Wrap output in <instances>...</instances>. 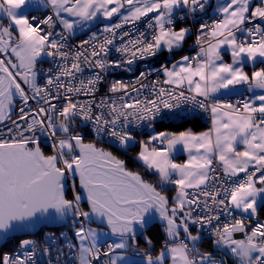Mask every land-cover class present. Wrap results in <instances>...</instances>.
Returning <instances> with one entry per match:
<instances>
[{"label": "snow or ice", "instance_id": "obj_1", "mask_svg": "<svg viewBox=\"0 0 264 264\" xmlns=\"http://www.w3.org/2000/svg\"><path fill=\"white\" fill-rule=\"evenodd\" d=\"M211 7V0H0L7 20L0 19V236L30 230L38 219L71 217L75 242L61 233L63 246L43 248V255L57 253V264L61 257L63 264L101 257L103 264H224L201 250L207 229L235 264H264V67H256L264 65V0H218L208 22ZM45 9L42 18L30 15ZM101 17L117 22L70 46L78 28L90 30ZM193 36L194 54L166 58L131 81L107 79L112 70L171 57ZM45 57L54 65L46 74L36 67ZM153 74L163 79L149 81ZM38 75L46 76L43 84ZM222 90L243 98L219 100ZM182 106L210 113L211 127L156 131L157 120L187 115L177 111ZM144 126L152 131L137 140ZM104 138L125 150L138 143L136 159L157 179L98 147ZM178 145L188 154L184 163L174 159ZM170 185L172 197L164 191ZM153 216L166 236L157 255L148 236L149 247L138 251V232ZM97 222L104 227L91 226ZM108 234L117 239L101 249ZM48 241L58 243L51 235ZM35 244L25 239L17 252H0V264H37Z\"/></svg>", "mask_w": 264, "mask_h": 264}, {"label": "built area", "instance_id": "obj_2", "mask_svg": "<svg viewBox=\"0 0 264 264\" xmlns=\"http://www.w3.org/2000/svg\"><path fill=\"white\" fill-rule=\"evenodd\" d=\"M48 9H45L44 11L40 12V13H30V15H36V16H40L41 18L46 15L48 13ZM216 16L214 15H205L203 17L204 20L211 22L212 19H215ZM116 20L111 21L110 23H116ZM199 19L197 21V27L199 25ZM178 25H181L178 23ZM138 27H140L141 29L143 28V23L138 24ZM103 28V26H94L92 28H90V30H86L83 33L77 34V35H73L69 38V44L70 46L72 45H78L82 40L88 39V37L91 35L92 32H100V30ZM130 28V26H126L124 28L125 31H128ZM101 35H103V33H100ZM194 41V36L192 37V43ZM118 46V44H117ZM184 54H194V52H190L189 48L185 51H182L181 53H179L176 58L179 59L180 55H184ZM110 58L111 59H117L119 58V54L116 53L115 49L113 48L111 50L110 53ZM155 60V58L153 59H149L147 62H139L133 65V71L132 72H126L120 69H115L112 70L107 79L113 80V79H122V80H126V81H131L134 80L136 78V76L139 74V71L144 70V68L148 67V68H154V69H158V67H154L152 65V62ZM164 63V62H163ZM37 69L42 70L43 73H47L49 68H54L53 63L51 62V58L46 57L44 60L40 61L37 65H36ZM85 75H88V73L86 72ZM157 78L159 79H163L162 76L158 77L156 74H153L151 77H149V81L151 80H156ZM38 82L43 84L45 82L46 76L45 75H38L37 77ZM23 87L27 88V85H22ZM107 90V85H102L101 89H100V93L103 94L105 91ZM244 93V96H247V91L246 90H241ZM143 94H147V92L145 91ZM243 97L239 96V95H230V94H217V99L222 100V101H235L237 99H242ZM81 99H85V97H81ZM20 106V102H16V106L15 109L13 111L12 114V119H16V111ZM177 111H181L182 113H187V115H184L183 118H175V119H171V118H165L163 120H157L156 124H158L159 122L162 121H171V122H181L184 120H197L202 122L204 125H206L207 127H209L211 125V116L210 113H206V112H202L199 109H196L195 115H192V109L191 106H182L181 110H177ZM148 127L144 126L142 128L137 129L135 134L144 132L145 130H147ZM93 137L95 138V140H97V138L93 135ZM99 142L116 148V149H120L123 150V148H121L117 143L113 142L112 140H110L109 138H104V139H99ZM41 142H44L46 144H48V140L45 137H42ZM263 221V220H261ZM222 222H223V217H222ZM78 226V225H77ZM61 233H64L65 236L72 240L73 242H75V236H74V232H73V224H72V220L67 221V223L64 225V227L62 228H57V229H50V228H42L41 230H39L35 235L32 236H21L18 237V241L16 243V245L11 249V250H5L2 252H17L19 250V244L20 241L25 240V239H30L36 242L35 244V248H36V252H37V264H49V261H51V264H57V253L53 250L51 252V255H43V248L48 245L50 246L52 249H55L58 246H63L64 245V239L61 238ZM49 235L53 236L54 238H56V240L58 241V243H52L49 244L48 241V237ZM202 235H204V240L207 241H211L213 242L215 240V237L212 236L209 232H207V229H205L204 233H202ZM108 243H104L103 245H100L101 249H106ZM144 247H139L138 251L143 252L144 251ZM67 251V250H66ZM129 255H131V253H129ZM136 258L141 259L140 256H135ZM217 259H220L218 257H216ZM65 258L61 257L60 258V264H63V260ZM105 258L101 257L100 261L95 262V264H103V260ZM224 264H235V258L231 257V255L229 254L226 257V260L224 259Z\"/></svg>", "mask_w": 264, "mask_h": 264}, {"label": "trees", "instance_id": "obj_3", "mask_svg": "<svg viewBox=\"0 0 264 264\" xmlns=\"http://www.w3.org/2000/svg\"><path fill=\"white\" fill-rule=\"evenodd\" d=\"M181 52V51H180ZM157 129H162V130H167L169 132H176L179 133L181 131H185L188 129H191V131H199L202 130L206 127L202 122L197 121V120H184L181 122H171V121H162L159 122L158 124L155 125ZM87 132V130H85ZM143 132L135 134L137 136H141ZM87 140H95L93 135H88ZM42 147L44 148V151L50 152V149L48 147V144L41 142ZM97 146L100 148H103L107 151H110L113 153V155L117 156L119 159H123L126 162V166L128 167L129 170L131 171H137L140 172L145 179L149 180L150 182L155 181L156 178L153 176L150 172H148L142 165L138 164L135 161L134 155L137 152L138 149V144H134L132 147L129 148L128 152L125 150H120L116 149L110 146H107L101 142L98 141ZM165 194L168 195L169 197H172L173 194V189L167 187L165 190ZM83 207L85 208V205L83 204ZM260 220L264 221V208L260 209ZM195 228H193V232H195ZM148 236L152 240V254L155 255L159 252L161 249L162 245L165 242L166 236L163 231V227L159 225H153L149 229H147L144 232V237ZM18 237H7L0 248V252L5 251V250H11L17 243ZM137 240L139 242L140 247L148 248L149 245H147L144 241V238H141L140 236H137ZM201 250L202 251H213V252H218L224 259L226 260V257L223 256L221 251H217L213 247V242L204 240L202 241L201 245Z\"/></svg>", "mask_w": 264, "mask_h": 264}, {"label": "crops", "instance_id": "obj_4", "mask_svg": "<svg viewBox=\"0 0 264 264\" xmlns=\"http://www.w3.org/2000/svg\"><path fill=\"white\" fill-rule=\"evenodd\" d=\"M217 2H218V0H211L212 7L208 9V13H210L211 15H214V16H215V14L213 13V9L215 8ZM41 12H42V11H41ZM30 13H40V12L30 11ZM0 19H3V18L0 17ZM113 20H116V18H112V19H111V21H113ZM111 21H109V20H107V19L101 17V18H100V21H98V22H94L93 25L91 26V28L94 27V26H104V24L110 23ZM3 23H4V24H7V20H6V19H3ZM177 26L179 27V26H182V25H177ZM86 30H88V29H83V30H81V29L78 28L77 31H76V33H75L74 35H77V34L83 33V32H85ZM191 44H192V38H189L187 44L185 45V47H184V49H183L182 51L187 50V49L189 48V45H191ZM182 51H181V52H182ZM181 52L174 53V54H172L171 57H169V56H168V53H166V52H165V53H162L161 55H159V56H157V57L155 58V60L152 62V65H153L154 67H158V66H160L161 63L165 62L166 58H168V61H169V62H170L171 60H175V59H177L176 56H177L179 53H181ZM222 55H223L225 61L230 62V59H231V58H230V52H229L227 49H225V50L222 52ZM45 58H46V57H45ZM45 58L41 59L40 61L44 60ZM40 61H39V62H40ZM39 62H38V63H39ZM38 63H37V64H38ZM256 67H264V65H262V64H257ZM245 70L250 72V71L252 70V65H251V64L246 65V69H245ZM241 90H243V89H241ZM254 91H255V94L259 95L261 90L256 89V90H254ZM218 94L237 95V94H234V93H231V92H227V91H225V90H222V92H221V93H218ZM251 94H252V93L247 92V96H250ZM210 127H211V125H210L209 127L206 126V127H205L204 129H202V130H199V131H192V132H193V133L204 132V131H207L208 128H210ZM155 129H156V131H167V130L157 129L156 126H155ZM151 131H152V129L148 128L147 130H145V131L143 132V134H142L141 136L139 135L138 137H136L137 140L146 139L147 136L151 133ZM136 144H138V143H136ZM133 145H134V144H132L131 146H129L126 150H125V149H123V150H125L126 152H128L129 148L132 147ZM139 150H140V149H139V144H138V149H137L136 154L134 155V158H135V161H136L138 164L142 165V163L136 159V155H137V153L139 152ZM173 156H174V159H175V161H176L177 163H184V162L188 159V154H187V152L184 151L183 148H182V146H180V145L177 146V150L173 153ZM142 166H143V165H142ZM143 167H144V166H143ZM155 178H156V177H155ZM156 179H157V178H156ZM168 187L171 188V189H173V194H172V196H174V195H175V191H176V190H175V187H174V186H171V185L168 186ZM92 227H94V226H92ZM96 228H98V227H96ZM237 238H240L239 235L237 236ZM116 239H117V238H116L115 236H112V235H110V234H108V235H102L98 243H99L100 245H103L104 243H109V242L115 241ZM163 245H164V244H163ZM163 245H162V247H163ZM213 247L215 248L214 245H213ZM215 249H216V248H215ZM221 252H222L223 256H225V257H227V256L230 254V253H226V252H224V251H221ZM158 253H159V252H158ZM158 253H157V254H158ZM157 254H155V255H157ZM130 256H131V255H130ZM132 259L137 260V261L140 260L139 258H136V257H132Z\"/></svg>", "mask_w": 264, "mask_h": 264}, {"label": "water", "instance_id": "obj_5", "mask_svg": "<svg viewBox=\"0 0 264 264\" xmlns=\"http://www.w3.org/2000/svg\"><path fill=\"white\" fill-rule=\"evenodd\" d=\"M19 101V98H16V102ZM16 102H15V106H16ZM15 106L13 107V111L15 109ZM78 183V180H77ZM83 204L85 205V210H87V202L86 200L83 202ZM72 220L71 217H68L65 220H58V219H38L35 222V227L27 230V231H20V230H14L10 233H8L7 235H3L0 236V248L2 247L5 239L7 237H21V236H32L35 235L39 230H41L42 228H50V229H57V228H62L64 227V225L67 223V221ZM159 225L161 227H163L162 222L159 220L158 216H153L152 218L149 219L148 224L145 228V230L138 232L137 236H140L141 238H144V232L149 229L150 227H152L153 225ZM91 226L94 227H98V228H103L104 225L100 224L99 222L97 223H93ZM111 235V234H110ZM183 235V234H182ZM214 254L216 255V257L221 258L222 256L220 255V253L218 252H214Z\"/></svg>", "mask_w": 264, "mask_h": 264}, {"label": "rangeland", "instance_id": "obj_6", "mask_svg": "<svg viewBox=\"0 0 264 264\" xmlns=\"http://www.w3.org/2000/svg\"><path fill=\"white\" fill-rule=\"evenodd\" d=\"M136 137H138L137 135H136ZM105 150V149H104ZM107 151V150H106Z\"/></svg>", "mask_w": 264, "mask_h": 264}]
</instances>
